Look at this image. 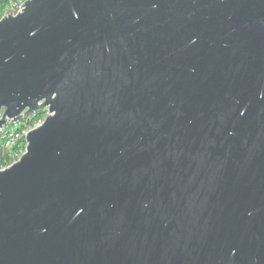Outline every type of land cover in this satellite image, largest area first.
<instances>
[{
  "label": "water",
  "instance_id": "1",
  "mask_svg": "<svg viewBox=\"0 0 264 264\" xmlns=\"http://www.w3.org/2000/svg\"><path fill=\"white\" fill-rule=\"evenodd\" d=\"M42 108L0 264H264V0H23L0 135Z\"/></svg>",
  "mask_w": 264,
  "mask_h": 264
},
{
  "label": "trees",
  "instance_id": "2",
  "mask_svg": "<svg viewBox=\"0 0 264 264\" xmlns=\"http://www.w3.org/2000/svg\"><path fill=\"white\" fill-rule=\"evenodd\" d=\"M16 0H0V17L6 11L8 6ZM21 1V0H20ZM44 109L36 110L32 114H29L14 127V132L19 133L18 138L14 139L11 144H6L7 135H0V168L10 164L14 161L19 153L24 150L25 140L23 137V130L34 125L37 119L43 116Z\"/></svg>",
  "mask_w": 264,
  "mask_h": 264
},
{
  "label": "built area",
  "instance_id": "3",
  "mask_svg": "<svg viewBox=\"0 0 264 264\" xmlns=\"http://www.w3.org/2000/svg\"><path fill=\"white\" fill-rule=\"evenodd\" d=\"M22 2H23V0L20 1L18 7H16L15 10L13 9L14 12H16V11H18V10L20 9ZM42 119H43V118H42ZM42 119H41V118L37 119L33 126L39 124V123L42 121ZM8 123H9V122H8ZM8 123H7V124H8ZM5 126H6V125H4V126L2 127L1 135H2V134H6V133L8 132V131H7V128H6ZM33 126H31V127H29V128H27V129H25V130L22 131V132H23V137H24L25 132H26L28 129L32 128ZM6 135H7V134H6ZM17 135H19V133L14 132L13 129L9 130V133H8V135H7V139H6V144H11V143L14 141L15 137H17ZM24 140H25V139H24ZM12 162H13V161H12Z\"/></svg>",
  "mask_w": 264,
  "mask_h": 264
},
{
  "label": "rangeland",
  "instance_id": "4",
  "mask_svg": "<svg viewBox=\"0 0 264 264\" xmlns=\"http://www.w3.org/2000/svg\"><path fill=\"white\" fill-rule=\"evenodd\" d=\"M19 3H20V0H16L15 2H12V4H10V5L8 6V8L6 9V11H7L8 9H14V10H15V8L19 5ZM6 11H5V12H6ZM5 12H4V13H5ZM4 13H3V14H4ZM3 14H2V15H3ZM2 15H1V16H2ZM42 109H44V112H43V116H41V119L44 118L45 114L47 113V109H46V108H42ZM42 109H40V110H42ZM1 112H2V110H0V115H1ZM22 119H23V118H22ZM22 119H21V120H22ZM21 120H20V121H21ZM7 123H8V122H7ZM18 123H19V122H18ZM18 123H16V124H12V123L9 122L8 124H6L5 127L7 128V131H8L6 134L8 135L9 130H11V129L14 130V127H15ZM16 138H18V137H15V139H16ZM23 149H24V148H23ZM22 152H23V150L19 153L18 157L20 156V154H21ZM18 157H17V158H18ZM17 158H16V159H17ZM16 159H15V160H16Z\"/></svg>",
  "mask_w": 264,
  "mask_h": 264
}]
</instances>
